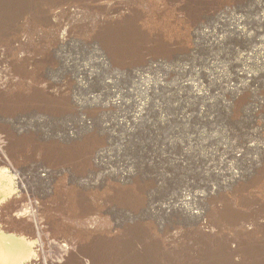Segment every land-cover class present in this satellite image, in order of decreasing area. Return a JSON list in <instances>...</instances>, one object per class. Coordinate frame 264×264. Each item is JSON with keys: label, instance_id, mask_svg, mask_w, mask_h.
<instances>
[{"label": "rangeland", "instance_id": "1", "mask_svg": "<svg viewBox=\"0 0 264 264\" xmlns=\"http://www.w3.org/2000/svg\"><path fill=\"white\" fill-rule=\"evenodd\" d=\"M0 264H264V0H0Z\"/></svg>", "mask_w": 264, "mask_h": 264}, {"label": "bare ground", "instance_id": "2", "mask_svg": "<svg viewBox=\"0 0 264 264\" xmlns=\"http://www.w3.org/2000/svg\"><path fill=\"white\" fill-rule=\"evenodd\" d=\"M257 49H258V48H257ZM257 49H256V50H257ZM149 88H150V86H147L146 88H143V90H144V89H147V91H148ZM132 100H133L132 102L135 103V104H137L138 106H139V105H142V106L144 105V106H145V105L148 104L147 102H142V100H141L140 98L138 99V98H136V97H133ZM73 101H74V103H77L76 101H78V100H75V99H74ZM111 103H112V104H118V103H120V102H119V100L117 99V100H111ZM145 107H146V106H145ZM142 114H143V113H142ZM136 116L138 117L139 114H136Z\"/></svg>", "mask_w": 264, "mask_h": 264}]
</instances>
